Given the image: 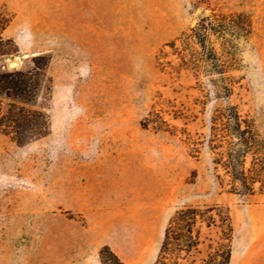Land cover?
Listing matches in <instances>:
<instances>
[{"label":"rangeland","instance_id":"rangeland-1","mask_svg":"<svg viewBox=\"0 0 264 264\" xmlns=\"http://www.w3.org/2000/svg\"><path fill=\"white\" fill-rule=\"evenodd\" d=\"M0 12V71L48 61L33 101L0 102L50 123L27 145L0 131V264H101L105 245L153 264L178 209L214 204L232 218L230 264H264V193L220 185L207 144L214 109L230 103L264 136V0H0ZM212 13L251 23L234 39L230 97L183 60ZM222 43L211 36L220 54Z\"/></svg>","mask_w":264,"mask_h":264},{"label":"trees","instance_id":"trees-1","mask_svg":"<svg viewBox=\"0 0 264 264\" xmlns=\"http://www.w3.org/2000/svg\"><path fill=\"white\" fill-rule=\"evenodd\" d=\"M5 13L0 12V29L7 25ZM185 36L188 45L192 38L200 49L193 50L184 62L198 73L204 69L219 75L215 80L217 98L230 97L234 92L236 66L233 56L235 38L251 33V23L243 14L218 15L212 13L200 19L198 25ZM223 40L220 54L210 44L211 36ZM3 37L0 34V42ZM175 45V43H174ZM32 70L0 71V96L29 103L35 99L39 79L47 65V57H32ZM204 63H207L205 66ZM146 126V123H143ZM0 131L11 133L19 145H27L50 134L48 116L27 109L18 103L0 102ZM208 147L213 162L223 174H218L220 185L225 183L231 192L253 196L264 193V136L256 121L243 115L236 104L218 106L210 119ZM233 223L230 212L220 205H187L178 209L169 219L158 256L153 264H230L232 258ZM101 264H125L108 245L100 249Z\"/></svg>","mask_w":264,"mask_h":264},{"label":"water","instance_id":"water-1","mask_svg":"<svg viewBox=\"0 0 264 264\" xmlns=\"http://www.w3.org/2000/svg\"><path fill=\"white\" fill-rule=\"evenodd\" d=\"M9 66L11 68H17V66H19V62H17V61H10L9 62Z\"/></svg>","mask_w":264,"mask_h":264},{"label":"bare ground","instance_id":"bare-ground-1","mask_svg":"<svg viewBox=\"0 0 264 264\" xmlns=\"http://www.w3.org/2000/svg\"><path fill=\"white\" fill-rule=\"evenodd\" d=\"M18 62V61H17ZM18 67V66H17Z\"/></svg>","mask_w":264,"mask_h":264}]
</instances>
